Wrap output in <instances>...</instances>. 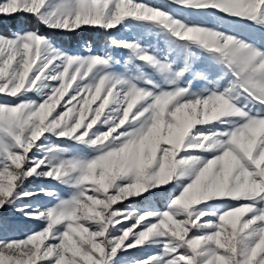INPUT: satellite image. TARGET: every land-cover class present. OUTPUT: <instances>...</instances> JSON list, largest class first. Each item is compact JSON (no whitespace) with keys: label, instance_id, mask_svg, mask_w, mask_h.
<instances>
[{"label":"rangeland","instance_id":"1","mask_svg":"<svg viewBox=\"0 0 264 264\" xmlns=\"http://www.w3.org/2000/svg\"><path fill=\"white\" fill-rule=\"evenodd\" d=\"M22 12L67 37L0 31V264H264V0Z\"/></svg>","mask_w":264,"mask_h":264},{"label":"trees","instance_id":"2","mask_svg":"<svg viewBox=\"0 0 264 264\" xmlns=\"http://www.w3.org/2000/svg\"><path fill=\"white\" fill-rule=\"evenodd\" d=\"M20 29H32V30H36L39 34L41 35H45V36H50L52 38H62L65 39L67 37V32H63L62 30L56 29V28H50L45 26L44 24H42L36 17L34 14L32 13H15V14H3L0 15V31L4 32V33H8L11 31H18ZM84 32H86L85 29H78V30H73L72 32H70L71 34L69 35V37L71 38V40H75L78 39L79 37H86L88 38V36L83 35ZM61 33H65V34H61ZM5 99V98H3ZM0 101H4L7 103H11V102H15L16 100L14 99H5L2 100L0 99ZM75 147V146H74ZM76 156L78 155H85L87 152V148L85 149V147H79V148H73ZM167 190V187H163L161 189V192L158 194L157 192H155L154 194H148L146 196H140L137 198V200H134V202L136 203H141V201H144L145 198L150 199L149 201H153L155 198L158 197V195H162L163 193Z\"/></svg>","mask_w":264,"mask_h":264}]
</instances>
